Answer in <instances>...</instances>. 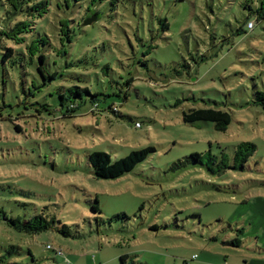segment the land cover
I'll return each mask as SVG.
<instances>
[{
    "label": "rangeland",
    "instance_id": "obj_1",
    "mask_svg": "<svg viewBox=\"0 0 264 264\" xmlns=\"http://www.w3.org/2000/svg\"><path fill=\"white\" fill-rule=\"evenodd\" d=\"M244 1L102 0L82 25L83 6L50 0L33 32L58 47V21L67 18L74 35L65 53L53 49L47 58L57 78L40 83L25 61L0 95V210L55 215L72 235H29L0 217V264H121L122 254L126 264H243L258 250L264 114L254 98L264 90V17L251 15L253 26L236 33L248 14ZM74 84L101 92L94 112L83 93L85 103L64 115L59 92ZM197 106L228 110L231 121L224 130L183 121L182 112ZM241 141L256 145L241 170L190 157L224 151L231 158ZM148 145L155 150L123 175L92 173L91 151L116 159ZM96 200L99 212L91 210ZM237 227L241 246L223 243Z\"/></svg>",
    "mask_w": 264,
    "mask_h": 264
},
{
    "label": "trees",
    "instance_id": "obj_2",
    "mask_svg": "<svg viewBox=\"0 0 264 264\" xmlns=\"http://www.w3.org/2000/svg\"><path fill=\"white\" fill-rule=\"evenodd\" d=\"M101 1L102 0H63V4L60 5L70 7L71 5L80 4V6H83L79 24L85 25L84 22L89 18L91 19L90 22L93 21V18H96L98 10L94 9L93 5L96 2L101 3ZM115 1L117 0H110L111 3ZM84 2H86L85 6L83 5ZM49 5L50 0H0V95H2L3 90L6 89L7 81L13 76L12 69L17 67L18 64H23L25 61L33 64L36 77L41 78L40 83L42 84L60 75L57 69H48L47 58L52 53L53 49L57 55L66 52L65 46L72 41L74 29L69 26V19L62 18L58 21L59 30L57 31V37H55L57 43L60 45H57L58 47L54 46L50 36L46 33L40 34L33 32L37 19L41 18L49 11ZM243 6L248 10V14L243 23L236 28V33H244L246 30L250 29L247 27V23L252 21L251 15H255L257 20L264 17V0H245ZM18 16L22 18L19 20L17 18ZM167 26L165 22L163 28H167ZM8 42H13L16 45H9ZM104 68H107V66L105 65ZM132 81L133 77L130 76L125 82L126 91L123 94L124 99L127 97L128 89ZM112 82H114V80H112ZM63 88L64 90L59 92V105L64 109V115L70 114L81 104L85 103L86 99L83 98V93H85L92 102L90 111L94 112L97 108L100 91H93L87 86L81 87L76 84ZM121 91L120 89L116 92L119 93ZM254 101L260 106L264 114V90H256ZM3 105L4 103L0 105V109ZM108 110L115 115L120 114L117 106L113 104L108 106ZM182 119L188 123L209 121L213 123L215 129L224 130L231 121V115L228 110L223 108L197 106L183 111ZM16 128L18 129L19 127L16 126ZM255 149V143L251 141H241L235 146L231 158H229L224 151H222L219 156L210 153V151L206 153L194 152L190 154V157L193 161L200 162L201 157L206 156L207 159L211 160L217 166L219 171H225L228 168L241 170L244 168L249 156L252 155ZM154 150V146L148 145L132 149L126 155L116 159H112L110 154L104 150H93L88 154L87 158L92 173L96 178L113 179L132 170L137 163L144 160L148 154ZM91 210L93 212L100 211L97 200L96 203L91 205ZM116 216H125V214L118 213ZM0 217L15 231L24 232L29 235L49 229H54L64 236L72 235L70 226L67 223L62 222L55 215H49L45 212L35 213L28 218H23L18 215H8L5 211L0 210ZM243 234L244 228L237 227L235 229V237L229 240H223L222 242L233 247H239L242 244ZM212 239L215 240L217 237L213 236ZM29 253L32 254L30 249ZM128 257V254L120 255L121 264H126V259ZM243 262V264H245L247 260L245 259ZM128 264H134L133 260H130ZM183 264H187L186 259L183 260Z\"/></svg>",
    "mask_w": 264,
    "mask_h": 264
},
{
    "label": "crops",
    "instance_id": "obj_3",
    "mask_svg": "<svg viewBox=\"0 0 264 264\" xmlns=\"http://www.w3.org/2000/svg\"><path fill=\"white\" fill-rule=\"evenodd\" d=\"M257 251L256 252L253 251L250 256H246L247 257L246 258L247 262L245 264H264V242L261 243L260 246H258V250ZM193 255H194V253L192 254V256ZM196 257H198V256H196ZM195 258H193V259H195Z\"/></svg>",
    "mask_w": 264,
    "mask_h": 264
},
{
    "label": "built area",
    "instance_id": "obj_4",
    "mask_svg": "<svg viewBox=\"0 0 264 264\" xmlns=\"http://www.w3.org/2000/svg\"><path fill=\"white\" fill-rule=\"evenodd\" d=\"M253 26V22L252 21H249L248 23H247V27L248 28H251ZM136 125L138 126L139 125V123H136ZM48 247H51V245H47ZM196 257V254H194L193 256H192V258H195Z\"/></svg>",
    "mask_w": 264,
    "mask_h": 264
},
{
    "label": "water",
    "instance_id": "obj_5",
    "mask_svg": "<svg viewBox=\"0 0 264 264\" xmlns=\"http://www.w3.org/2000/svg\"><path fill=\"white\" fill-rule=\"evenodd\" d=\"M90 21H91V19L89 18L88 20H86V21L84 22V24L90 23Z\"/></svg>",
    "mask_w": 264,
    "mask_h": 264
}]
</instances>
